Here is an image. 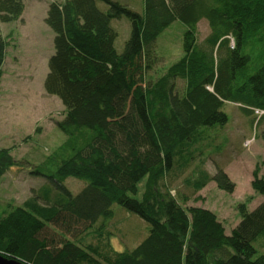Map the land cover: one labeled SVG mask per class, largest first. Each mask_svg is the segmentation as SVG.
Here are the masks:
<instances>
[{
	"label": "trees",
	"instance_id": "trees-1",
	"mask_svg": "<svg viewBox=\"0 0 264 264\" xmlns=\"http://www.w3.org/2000/svg\"><path fill=\"white\" fill-rule=\"evenodd\" d=\"M143 4L139 12L117 0L50 1L45 22L54 52L44 88L65 106L56 125L67 137L31 172L47 183L0 217L4 256L31 264H264L254 245L264 236V199L252 210L240 205L241 220L228 233L214 211L187 205L211 181L234 191L221 167L213 174L199 167L186 178L190 195L172 193L168 183L214 140L211 131L228 124L227 102L264 119V0ZM24 10L23 0H0V79L9 44L1 26ZM123 17L131 32L119 52L112 21ZM177 19L186 25L183 55L148 78L158 62L157 38ZM202 19L210 33L200 44ZM256 110L263 111L258 119ZM22 163L0 147V177ZM71 177L86 183L76 194L65 185ZM251 184L264 196L258 168ZM116 203L149 225L133 249L115 250L112 232L102 230ZM51 227L60 232L49 235ZM75 231L78 239L66 236ZM86 232L98 243L83 242Z\"/></svg>",
	"mask_w": 264,
	"mask_h": 264
},
{
	"label": "rangeland",
	"instance_id": "rangeland-1",
	"mask_svg": "<svg viewBox=\"0 0 264 264\" xmlns=\"http://www.w3.org/2000/svg\"><path fill=\"white\" fill-rule=\"evenodd\" d=\"M23 1L26 7L24 15L17 21L1 26V32L9 44L0 79V147L10 148L14 158L23 163L0 177V217L9 204L22 205L47 183L45 178L34 176L31 172L67 137L56 125V121L65 114V106L59 97L48 94L44 88V79L49 70L48 59L54 52L53 30L42 20L45 2L49 0ZM117 1L143 11V0ZM99 5L106 9L104 3ZM112 25L118 31L116 48L122 52L130 36V21L123 17L114 19ZM185 30L186 25L177 19L160 34L156 41L158 62L148 72V78L157 79L183 55ZM209 33V23L202 19L198 23V42L204 43ZM177 85L183 88V80L178 79ZM223 109L229 116L228 124L220 131H211L214 140L206 141L203 152L200 155L196 153L186 169L177 175H168V183L172 193L179 190L190 195L193 190L186 185V178L197 174L199 167L212 174L217 167H221L234 183V191L227 192L211 181L202 190L191 194L187 205L211 209L230 233L241 220L239 206L243 204L252 210L264 199L251 184L256 168L259 175L264 176V119L256 122L254 115L245 113L238 104L231 102H227ZM257 114L258 119L260 114ZM85 184L83 180L72 177L65 181L73 194L78 193ZM113 210L115 216L105 221L102 230L112 232L109 237L115 250L133 249L148 235V223L118 203L113 205ZM55 229L51 227L48 234L52 235ZM76 234L77 231L66 236L75 239ZM93 234L95 232L84 233L83 242L98 243ZM254 245L258 253H264V236L255 240Z\"/></svg>",
	"mask_w": 264,
	"mask_h": 264
},
{
	"label": "water",
	"instance_id": "water-1",
	"mask_svg": "<svg viewBox=\"0 0 264 264\" xmlns=\"http://www.w3.org/2000/svg\"><path fill=\"white\" fill-rule=\"evenodd\" d=\"M0 264H31L15 257H6L0 252Z\"/></svg>",
	"mask_w": 264,
	"mask_h": 264
},
{
	"label": "crops",
	"instance_id": "crops-1",
	"mask_svg": "<svg viewBox=\"0 0 264 264\" xmlns=\"http://www.w3.org/2000/svg\"><path fill=\"white\" fill-rule=\"evenodd\" d=\"M36 1H38V0H36ZM39 1H40V0H39ZM50 1H51V0H49L48 2H45L44 13H43V18H42L43 21H45V17H46V16H45V11H47V9H48V5H49ZM58 1H64V0H58ZM25 8H26V7H25ZM24 12H25V10H24ZM24 12H23V15H24ZM23 15H22V16H23ZM224 225H225V224H224Z\"/></svg>",
	"mask_w": 264,
	"mask_h": 264
},
{
	"label": "built area",
	"instance_id": "built-area-1",
	"mask_svg": "<svg viewBox=\"0 0 264 264\" xmlns=\"http://www.w3.org/2000/svg\"><path fill=\"white\" fill-rule=\"evenodd\" d=\"M263 111H260V110H256V113H259V114H261Z\"/></svg>",
	"mask_w": 264,
	"mask_h": 264
}]
</instances>
